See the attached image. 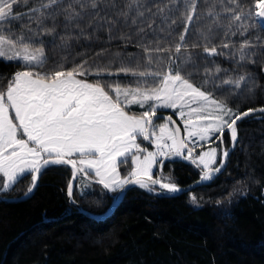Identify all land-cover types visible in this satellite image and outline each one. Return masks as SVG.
I'll list each match as a JSON object with an SVG mask.
<instances>
[{
    "label": "trees",
    "instance_id": "trees-1",
    "mask_svg": "<svg viewBox=\"0 0 264 264\" xmlns=\"http://www.w3.org/2000/svg\"><path fill=\"white\" fill-rule=\"evenodd\" d=\"M213 2L197 0L199 19L189 25L187 51L179 54L174 49L184 30L185 0H138L131 10L127 7L131 0H101L96 9L81 8L75 0H61V4L48 9L53 16L44 19L40 28L35 19H30L37 0H18L13 13L19 19L6 23L4 28L11 31L13 38L22 34L33 47H43L46 63L34 71L50 72L60 65L71 70L83 64L90 74L79 79L132 87L142 78L123 73H91H116L122 66L135 68L137 63L140 70L163 72L169 67V55L180 64L181 58L190 54L194 62L181 65L180 71L195 86L239 113L264 108V28L253 20H244L238 23L253 26L243 35L239 31L233 35L226 27L229 21L223 17L225 26L217 27L206 14ZM256 2L238 0L245 12L253 14ZM81 3L87 4L88 0ZM141 5L143 16L137 17L136 9ZM221 7L216 4L217 11ZM73 11L79 12L82 19L67 20ZM122 11L128 12L127 19ZM53 25V34L41 30ZM137 30L142 33L140 37ZM203 34L208 35L207 41ZM245 40L253 45L246 51L254 55L240 61L230 53ZM206 43L208 47L217 46L225 55L207 56L203 51ZM224 43L230 47H222ZM145 45L171 51L153 53L156 62L149 65ZM176 64L171 66L175 68ZM217 67L221 69L219 73L215 71ZM22 70H26L22 61L0 59V92H6L13 75ZM241 76L245 79L239 88L223 84L225 79L235 81ZM146 79L149 84L153 82L152 77ZM126 110L138 115L145 109L131 106ZM237 133L236 147L223 172L208 184L179 195L134 186L102 220L84 215L68 202L66 191L72 176L69 167H46L31 197L0 201V264H264V114L239 122ZM217 137H212V143L203 145L201 150L215 147L220 159L219 148H228L229 133L225 131L223 144ZM139 140L145 143L143 137ZM118 168L121 177H127L132 169L131 158ZM201 173L202 167L190 159L172 155L157 160L153 177L186 187ZM93 177L88 179L93 185L90 191L79 194L76 184L72 197L84 210L103 214L117 190L104 189L93 182ZM80 178H84L82 173ZM31 179V173L24 174L7 191L0 190V196L21 197L28 192ZM2 185L0 174V189Z\"/></svg>",
    "mask_w": 264,
    "mask_h": 264
},
{
    "label": "snow or ice",
    "instance_id": "snow-or-ice-1",
    "mask_svg": "<svg viewBox=\"0 0 264 264\" xmlns=\"http://www.w3.org/2000/svg\"><path fill=\"white\" fill-rule=\"evenodd\" d=\"M100 2L101 0H88L84 4L81 0H75V3L81 4V8L92 9H96ZM17 3L18 0H0V59L19 60L26 66V70L17 71L13 75L6 92H0V174L4 178L0 190L7 191L23 174L31 173L28 188V193H31L42 169L50 164H63L72 167L73 180L81 173L86 180L94 174L93 182L108 191L122 190L129 184L152 191L151 186L158 184L161 189L175 193L179 191L175 184L153 178L152 168L157 163L158 155L168 158L172 155L181 156L182 150L187 149V155L182 158L190 159L197 166L202 165L200 179L209 180L213 172L220 171V167H211L217 161V148L210 147L198 159L193 158L194 149L189 147L192 138L208 141L219 133L217 139L223 144L227 130L235 143L238 136L237 121L252 111L264 112V108H260L239 113L195 86L180 71L181 65L194 62L190 54L182 57L180 64H176V59L169 55V67L163 72L147 68L140 70L137 63L135 68L122 66L116 73L103 70L91 73L97 76L123 73L142 78L132 87L115 82H87L79 79L78 77L90 74L83 64L71 70L60 65L57 70L50 72L34 71L33 68H43L46 63L43 47H33L30 42L25 41L22 34L13 38L11 31L4 28L6 23L19 19L13 13ZM37 3L38 6L31 9L34 15L30 19H35L40 28L44 19L53 16L48 9L61 4V0H37ZM134 3H138V0H131L127 6L129 10ZM217 3L222 5L220 11L216 9ZM184 6L187 11L183 14L184 30L174 49L177 54L187 51L185 37L189 25L199 19L197 0H185ZM254 7L253 14L245 12L238 0H226V3L225 0H214L209 4L206 14L217 27L225 26L222 17L227 19L228 31L233 35L239 31L243 35L253 24L238 23L240 21L253 20L258 26L264 25V0H257ZM142 8L141 5L136 9L137 17L143 16ZM160 11L163 12V9ZM121 15L128 18L127 11H122ZM77 18L82 19L80 13L74 11L66 17L69 21ZM133 23H136L135 19ZM41 30L45 34H53L55 25ZM203 39L207 41L208 35L203 34ZM252 46L245 40L230 55L238 56L243 61L247 56L254 55L246 51ZM222 47L229 48L230 44L224 43ZM165 51L171 50L159 47L153 49L145 45L147 63L151 65L156 62L152 59L153 53ZM203 51L209 57L225 55L218 51L217 46L208 47L207 43ZM172 64H176V67L173 68ZM215 71L219 73L221 69L217 67ZM205 72L209 73V70L205 69ZM148 77L153 78L150 84L146 79ZM244 79L242 76L235 81L225 79L223 84H234L239 88ZM132 104H138L145 110L138 115L130 114L126 109ZM159 108L179 110L178 114L185 126L183 137L180 128L174 125L173 129L169 128L172 123L170 117L159 126V135L152 131L150 136V127H154L153 118ZM10 113H14V118ZM138 137H143L144 140L151 138L157 151L139 155L147 150L137 143ZM223 156H228L226 150ZM128 157H131L132 169L127 177L122 178L118 166ZM73 187L72 181H69L67 194L70 199Z\"/></svg>",
    "mask_w": 264,
    "mask_h": 264
},
{
    "label": "water",
    "instance_id": "water-1",
    "mask_svg": "<svg viewBox=\"0 0 264 264\" xmlns=\"http://www.w3.org/2000/svg\"><path fill=\"white\" fill-rule=\"evenodd\" d=\"M262 27L264 28V25H262ZM259 109H260V108H259ZM255 110H256V109H255ZM247 111H248V110H247ZM244 112H245V111H244ZM242 113H243V112H242ZM260 114H264V112H260V111H252V112L249 113L248 116H246V117H245V116H242V118H241L240 120L237 121V124H238L239 122H241L242 120H244V119H247V118H250V117H253V116H257V115H260ZM169 117L171 118V121H172V123L169 124L170 127H171V129H173V125H174L175 127L180 128V130H181V137H183V136H184V133H183V129H182L180 123L178 122V120H176L175 117H173V116L170 115L169 113H166V112H157V115L153 118V119H154V123H155L156 121H159V120H161V121H165V122H166L167 119H168ZM236 126H237V125H236ZM151 128H152V127H150V130H151ZM229 139H230L229 146H228V148L226 149V151L228 152V156L225 158V157L222 155L219 164H218L216 167L213 168V169H215V168H217V167H220V171H219V172H213V173L211 174V175H212V178H211V179H209V180H205V181H202V180L200 179V177H201V176H200V177L198 178V180H196L194 183H192V184H190V185H188V186H186V187H177V188L179 189V191H177V192H175V193H169V192H167L166 190L161 189V188L159 187L158 184H157V185H152L151 187H154V188H156V189H158V190H160V191H162V192L168 193V194L179 195V194H183V193L190 192L191 190H193V189H195V188H197V187H199V186H203V185L208 184V183H209L210 181H212L216 176L220 175V174L223 172V170H224V168H225V166H226V164H227V162H228V159H229L231 153L233 152V150H234L235 147H236L237 141H236L235 143H233V141L231 140L230 133H229ZM237 140H238V136H237ZM183 152H184V151L182 150V155H181V156H177V157H178V158H181L182 160L189 161V159H184V158H182V156H184V155H183ZM221 161H223V166H222V167H221ZM50 165H53V164H50ZM50 165H49V166H50ZM60 165H63V164H60ZM64 166L69 167V168L71 169V171H73V170H72V167H71L70 165H64ZM44 169H45V168H44ZM44 169H42V171H43ZM42 171H41V173H42ZM41 173L39 174L38 181H37V185H36V187L33 189V191H32L31 193H28V192H27V193H25L24 195H22L21 197H18V198H12V199L4 198V197H1V196H0V201L11 202V201H17V200H24V199H27V198L31 197L32 194L35 192L37 186H38V182H39V179H40ZM77 177H78V176H77ZM153 178H154V179H157V178H155V177H153ZM76 180H77V178H76L75 180H73V178H72V176H71L70 181H72L74 187H75V184H76ZM134 186H138V185L129 184V185H126L122 190H118V191L116 192V194L113 196L112 202H111V204H110L108 210H107L105 213H103V214H93V213H90V212L84 210V209H83V208H82L77 202H75V201L73 200V197H72L71 199L69 198V196H68V194H67V191H66V195H67V199H68V202L70 203V205H72L73 207H75L76 209H78V211H80L81 213H83L84 215H86V216H88V217H90V218H93V219H96V220H102V219L106 218L107 216H109V215L114 211V209L116 208V206H117V205L123 200V198H124L126 192H127L130 188H132V187H134ZM74 187H73V190H74ZM67 189H68V187H67Z\"/></svg>",
    "mask_w": 264,
    "mask_h": 264
},
{
    "label": "rangeland",
    "instance_id": "rangeland-1",
    "mask_svg": "<svg viewBox=\"0 0 264 264\" xmlns=\"http://www.w3.org/2000/svg\"><path fill=\"white\" fill-rule=\"evenodd\" d=\"M141 34L142 33H140V31H138L137 30V36L138 37H140L141 36ZM141 42H142V40H140ZM139 41V42H140ZM19 61V60H18ZM131 106H138V107H140L138 104H132V105H130V106H128V107H131ZM158 110H167V111H169L170 113H172L174 116H176L177 118H178V121L180 122V125H181V127H182V129H183V132H184V124H183V122H182V118L179 116V110H173V109H171V108H159ZM185 111H187V109H185ZM10 115L14 118V113H10ZM163 123H165V121H162V122H157V123H155L154 124V127H152V129H151V131H150V136H151V132L152 131H155L156 132V134L157 135H159V126L161 125V124H163ZM170 126V125H169ZM170 128V127H169ZM171 129V128H170ZM227 131V130H226ZM229 133V132H228ZM184 135H185V132H184ZM219 136V133H217V134H214V138H216V136ZM213 138V139H214ZM25 139H26V137H25ZM140 139V137H138V139H137V143H139L140 145H141V147L142 148H145L147 151L146 152H144V153H140L139 155H141V156H143V155H146L147 154V152H156L157 151V149H156V147L154 146V144L151 142V138L149 139V140H144L145 141V143H141V140H139ZM212 141V138L210 139V140H208V141H203L202 143L203 144H201L202 145V147H203V145H205V144H210V143H212L211 142ZM168 143L170 144L171 143V141H168ZM149 144V145H148ZM213 145V144H212ZM201 147V148H202ZM201 148L200 149H196L195 150V152L196 151H199V150H201ZM209 148L210 147H207V148H205V149H203V150H201L200 152H198V154L197 153H195V154H193V158H196V159H198V157H199V155L201 154V153H203V152H206V151H208L209 150ZM226 150V148H225V146L224 147H220L219 148V151H220V159H217V161L218 162H220V160H221V155L223 154V152ZM218 152V151H217ZM131 158V157H130ZM160 158H165V156H157V158H156V160H158V159H160ZM217 161H216V163L215 164H213V165H211V167L212 168H214V167H216L219 163H217ZM215 165V166H214ZM199 166H201V167H203L202 165H199ZM154 167H155V164L153 165V168H152V171H153V169H154ZM118 171H119V168H118ZM120 172V171H119ZM26 174V173H25ZM24 175V174H23ZM22 175V176H23ZM80 175V174H79ZM79 175H78V177H77V180H78V178H79ZM1 176H2V174H1ZM21 176V177H22ZM93 176H94V174H93ZM2 178H3V176H2ZM93 180L95 179V176L92 178ZM3 180H4V178H3ZM77 180H76V184H77V187L76 188H78L77 189V191L79 192V194H82V193H86V192H88V191H90L92 188H93V185H92V183H90L88 180H85L84 178H80V180H78V182H77ZM82 180H85L86 182H84V181H82ZM14 184V183H13ZM12 184V185H13ZM31 184V183H30ZM11 185V186H12ZM74 191V190H73ZM114 192V191H113Z\"/></svg>",
    "mask_w": 264,
    "mask_h": 264
},
{
    "label": "built area",
    "instance_id": "built-area-1",
    "mask_svg": "<svg viewBox=\"0 0 264 264\" xmlns=\"http://www.w3.org/2000/svg\"><path fill=\"white\" fill-rule=\"evenodd\" d=\"M200 144L201 143L197 138H192V143L189 144V147L197 148Z\"/></svg>",
    "mask_w": 264,
    "mask_h": 264
},
{
    "label": "crops",
    "instance_id": "crops-1",
    "mask_svg": "<svg viewBox=\"0 0 264 264\" xmlns=\"http://www.w3.org/2000/svg\"><path fill=\"white\" fill-rule=\"evenodd\" d=\"M161 111H166V112H169V111H167V110H161ZM154 172V169H153V171H152V173Z\"/></svg>",
    "mask_w": 264,
    "mask_h": 264
}]
</instances>
